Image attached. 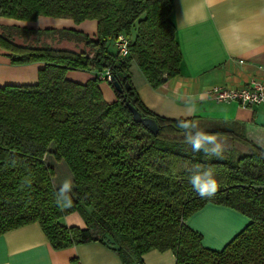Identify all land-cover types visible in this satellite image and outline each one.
<instances>
[{"label":"trees","instance_id":"trees-1","mask_svg":"<svg viewBox=\"0 0 264 264\" xmlns=\"http://www.w3.org/2000/svg\"><path fill=\"white\" fill-rule=\"evenodd\" d=\"M171 11L172 0H0L2 17L97 21L95 39L73 29L22 28L15 29L23 39L16 43L14 28L0 30V50L13 64H44L35 84L0 86V234L37 222L55 250L91 241L110 246L108 234L123 264H144L142 255L152 249L170 250L174 264H264V150L224 151L222 158L193 152L178 127L192 118L152 112L131 82V61L153 89L179 74L182 55ZM120 33L128 41L124 58L111 44ZM60 37L76 45L49 44ZM108 67L122 88L112 87V102L104 100L97 75L84 83L66 77L69 70L98 74ZM126 102L155 120L156 134L133 119ZM48 154L70 172V207L55 202ZM195 165L216 173L219 189L211 198L200 197L190 183L187 169ZM207 203L248 218L219 250L205 247L186 224ZM73 211L84 227L60 222Z\"/></svg>","mask_w":264,"mask_h":264},{"label":"crops","instance_id":"crops-1","mask_svg":"<svg viewBox=\"0 0 264 264\" xmlns=\"http://www.w3.org/2000/svg\"><path fill=\"white\" fill-rule=\"evenodd\" d=\"M170 19L176 28L182 55L179 74L153 89L135 61H131L130 79L142 103L167 118H192L204 131H227L225 135H218L225 142V152L245 153L255 146L264 150L263 108L241 107L235 101L216 102L206 94L212 86L240 87L252 80L264 85V0H172ZM3 27L14 28L10 33L16 43H22L23 39L15 29L22 28L73 29L95 39L97 21L75 22L71 18L43 15L28 21L0 16V30ZM49 44L62 48L76 45L65 37L55 38ZM43 65L41 62L13 64L0 50V86L35 84ZM96 75V71L82 70L66 73L69 80L79 83ZM98 87L105 101L116 100L110 84L100 81ZM46 160L53 168L56 165L62 168L58 174L54 171L52 179L54 186L59 187L65 180L62 176L66 178L67 168L63 161L56 162L49 154ZM60 222L66 226H85L78 211L63 216ZM247 223L248 218L238 211L212 203L186 220L191 229L202 235L203 245L216 250ZM142 260L144 264L175 263L170 250H149L142 255ZM0 264L123 263L116 249L100 241L55 250L40 225L32 222L0 234Z\"/></svg>","mask_w":264,"mask_h":264},{"label":"clouds","instance_id":"clouds-1","mask_svg":"<svg viewBox=\"0 0 264 264\" xmlns=\"http://www.w3.org/2000/svg\"><path fill=\"white\" fill-rule=\"evenodd\" d=\"M178 127L183 130L187 144L193 152H203L207 156L222 158L225 151V142L217 134L202 130L198 123L192 120L181 119ZM193 189L202 198H211L219 189L216 173L211 167L195 165L187 169ZM73 182L65 179L55 191V202L58 207L66 208L72 205L71 193Z\"/></svg>","mask_w":264,"mask_h":264},{"label":"built area","instance_id":"built-area-1","mask_svg":"<svg viewBox=\"0 0 264 264\" xmlns=\"http://www.w3.org/2000/svg\"><path fill=\"white\" fill-rule=\"evenodd\" d=\"M113 46L119 58L128 56V41L123 33L115 36ZM97 78L107 83L113 82V76L110 67L98 72ZM207 96H210L216 102L235 101L241 107L258 105L264 109V85L258 81H250L240 87L212 86L206 90Z\"/></svg>","mask_w":264,"mask_h":264},{"label":"water","instance_id":"water-1","mask_svg":"<svg viewBox=\"0 0 264 264\" xmlns=\"http://www.w3.org/2000/svg\"><path fill=\"white\" fill-rule=\"evenodd\" d=\"M111 85L115 90H117L119 92L122 91V88H121V86L117 80H114ZM125 104L128 107V109L130 110L132 117L135 121L140 122L142 124V126H144L152 134L157 133L158 126H157L154 119L149 118V117H142L140 112L137 109H135L132 105H130L129 102H126ZM104 241L108 242L111 248L118 249V245L114 242V240L108 234H106L104 236Z\"/></svg>","mask_w":264,"mask_h":264},{"label":"rangeland","instance_id":"rangeland-1","mask_svg":"<svg viewBox=\"0 0 264 264\" xmlns=\"http://www.w3.org/2000/svg\"><path fill=\"white\" fill-rule=\"evenodd\" d=\"M65 168H67L66 166H65ZM62 168H61V166H59V165H56V166H54V171L58 174V173H60L62 170H61ZM67 170V174H65L66 175V178L67 179H70V172L68 171V169H66ZM62 176V175H61ZM63 177V179H66V178H64V176H62ZM79 212V211H78ZM80 213V212H79Z\"/></svg>","mask_w":264,"mask_h":264}]
</instances>
